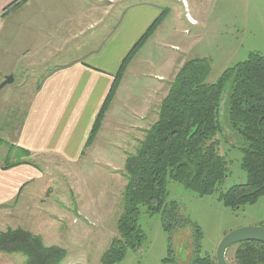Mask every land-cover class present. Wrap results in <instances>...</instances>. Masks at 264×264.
<instances>
[{
  "label": "rangeland",
  "instance_id": "1",
  "mask_svg": "<svg viewBox=\"0 0 264 264\" xmlns=\"http://www.w3.org/2000/svg\"><path fill=\"white\" fill-rule=\"evenodd\" d=\"M138 2L167 9L165 22L130 63L110 106L107 124H102L104 128L92 146L77 160L66 163L58 157L36 158L33 163L42 172L35 184L36 195L41 194L42 198L48 188L47 199L36 204L29 199L24 206L25 198L21 197L0 224V230L21 228L39 235L45 246L64 249L67 254L61 264H101V256L118 238L116 222L123 207L126 156L134 152L145 128L155 121L160 101L182 64L195 58L208 59L211 70L207 83L211 84L250 53L264 56V0ZM127 3L106 0L103 8L107 14L121 10ZM3 51L0 72L11 69L14 79L11 85L0 89V139L9 141V132L22 120L36 86L42 85L52 68L36 57L23 58L16 66L18 62L11 61V55H21L22 50L6 52L4 47ZM219 119L225 134L218 136V150L228 163L223 186L211 196L199 197L168 180V201L178 204L180 222L170 235L163 230L159 215H149L141 208L137 223L145 240L139 249H128L124 259L116 264H185L186 258L196 255L215 258L217 246L227 233L264 226V196L237 210L225 208L218 200L220 192L246 181L240 166L242 141L224 125L222 115ZM103 122L106 123L105 118ZM23 160L27 159L16 148L11 149L5 142L0 144V163ZM235 249L231 246L225 253L228 264H235ZM24 261L21 254L0 253V264Z\"/></svg>",
  "mask_w": 264,
  "mask_h": 264
},
{
  "label": "trees",
  "instance_id": "2",
  "mask_svg": "<svg viewBox=\"0 0 264 264\" xmlns=\"http://www.w3.org/2000/svg\"><path fill=\"white\" fill-rule=\"evenodd\" d=\"M166 14L167 9H163L121 61L91 126L85 150L101 130L130 63ZM210 70L211 62L204 58L182 64L160 101L155 121L145 128L134 152L127 154L123 166V207L116 222L118 238L101 256V264L119 263L128 249L140 248L145 240L137 223L141 208L149 215H159L163 230L172 234L180 215L178 204L168 201V180L199 197L211 196L223 186L228 163L219 154L218 136L225 134L219 119L224 98V125L242 141L240 166L246 181L220 192L218 200L225 208L237 210L264 196V56L250 53L211 84L207 83ZM1 143L4 144L0 139ZM18 152L24 158L30 156L19 148ZM20 164L30 162L6 161L3 168ZM195 231L199 236V230ZM233 246L235 264H264L263 243L241 241ZM168 252L172 253L171 243ZM0 253L21 254L25 257L22 264H61L67 254L60 247L45 246L39 235L21 228L0 232ZM186 259L185 264H217L215 258L208 256Z\"/></svg>",
  "mask_w": 264,
  "mask_h": 264
},
{
  "label": "crops",
  "instance_id": "3",
  "mask_svg": "<svg viewBox=\"0 0 264 264\" xmlns=\"http://www.w3.org/2000/svg\"><path fill=\"white\" fill-rule=\"evenodd\" d=\"M104 1L0 0V51L22 50L21 55H11L16 66L23 58L36 57L52 68L36 86L22 120L9 132V141L1 139L30 154L22 161L30 164L4 169L6 161L0 163L1 225L21 197L24 206L29 199L34 204L47 199L48 188L42 198L36 195L35 184L42 178L33 163L36 158L58 157L70 163L85 153L91 126L121 61L163 10L124 0L128 3L121 10L106 14ZM164 22L165 18L154 34ZM11 74V69L0 72V83Z\"/></svg>",
  "mask_w": 264,
  "mask_h": 264
},
{
  "label": "water",
  "instance_id": "4",
  "mask_svg": "<svg viewBox=\"0 0 264 264\" xmlns=\"http://www.w3.org/2000/svg\"><path fill=\"white\" fill-rule=\"evenodd\" d=\"M13 81L14 79L12 76L10 75L5 76L4 80L0 83V89L4 88L7 85H11ZM224 102H225V98L221 102L220 116L223 113ZM241 241H251V242H258L264 244V226L243 227L227 233L217 246L216 254H215L216 263L228 264V262L225 259V253L227 249Z\"/></svg>",
  "mask_w": 264,
  "mask_h": 264
},
{
  "label": "bare ground",
  "instance_id": "5",
  "mask_svg": "<svg viewBox=\"0 0 264 264\" xmlns=\"http://www.w3.org/2000/svg\"><path fill=\"white\" fill-rule=\"evenodd\" d=\"M189 21H190L191 23H194L193 20H190V19H189Z\"/></svg>",
  "mask_w": 264,
  "mask_h": 264
}]
</instances>
